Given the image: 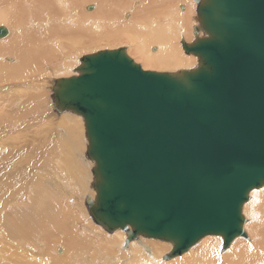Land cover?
<instances>
[{"label": "water", "instance_id": "1", "mask_svg": "<svg viewBox=\"0 0 264 264\" xmlns=\"http://www.w3.org/2000/svg\"><path fill=\"white\" fill-rule=\"evenodd\" d=\"M200 13L212 37L186 48L197 72L144 71L120 49L84 58L58 93L86 122L96 216L171 241L174 255L245 236L242 206L264 183V0H208Z\"/></svg>", "mask_w": 264, "mask_h": 264}, {"label": "bare ground", "instance_id": "2", "mask_svg": "<svg viewBox=\"0 0 264 264\" xmlns=\"http://www.w3.org/2000/svg\"><path fill=\"white\" fill-rule=\"evenodd\" d=\"M164 1L0 0V25L7 26L4 28L8 30V35L0 39V168L18 154L24 157L15 166L13 172L0 177V212L8 203L19 200L17 204L9 205L3 220L0 218V237L7 236L9 241H15L10 244L16 249L8 254L3 247L5 245L1 244L3 246H0V264H7L5 256L9 258L10 255L11 262L10 258L7 259L9 264H13L19 252H40L30 247L29 237L37 239L53 237L58 241L57 243L62 244L73 254L78 264H86L83 260L86 254L90 257V262L87 264H132V261L137 264H171L170 253L173 251L166 252L167 246L171 244H164V249L161 244V251L155 256L151 253L144 256L134 255L133 259L129 250L125 248L121 251L122 254L114 253L116 260H112L106 255L96 258L93 249L88 246L87 239L78 243L79 238L72 227L77 220L83 219L96 225L95 232L101 238L96 250L100 254L109 249L111 241L103 239L100 234V232L109 233L111 228L96 216L94 212L96 207L92 202L93 193H96L93 184L98 181L99 176L97 166L87 155L82 161H78L75 157L85 148H90L86 122L80 114L63 106L58 97L62 81L66 78L41 86L42 91L35 93L28 86L38 83L25 77L29 73H35L36 70L31 68L34 64L40 67L43 63L49 70L48 72L43 69L41 71L43 76L47 74L59 76L66 67L77 74H69V79L82 75L83 61L68 65L61 50H53V56L48 57L50 54L48 43L41 44V47H46L47 50L37 52L36 47L48 34L58 37L57 46L65 48L62 32L66 31L70 34L78 33L74 57L72 58L73 54L69 49L66 50L74 60H84L97 51L113 52L123 48L125 54L134 57V63L142 65L144 71L170 74L182 79L188 73L197 72L195 67L199 64L198 61L192 64L189 60L185 63L183 61L189 59L190 52L186 51V48L196 43V35H201V38L212 37L205 28V19L199 15L196 18V25L188 15L177 13L176 0ZM75 4L89 6V10L95 8L93 12L99 14L84 18L82 14L85 10L73 7ZM187 5L191 7L195 4L189 2ZM166 6L172 7L171 10H167ZM193 7L200 12V8ZM180 9L183 12L187 10L186 6H181ZM68 13L82 16L69 17ZM38 17L46 18L50 24L47 25L46 21L33 23L31 32L23 34V31L29 29L26 23ZM199 27L203 28V33L199 32ZM85 42L90 44L81 47ZM100 42L106 45L95 47ZM162 45L164 50L161 48ZM144 49L148 56L143 53ZM170 52L178 61L170 59ZM24 58L30 60L29 66L23 63ZM177 69L181 70L180 76L175 74ZM40 81L47 82L46 78ZM34 118L39 120L33 123L25 121ZM12 121H17L14 122L16 125L14 130L9 128ZM66 130L68 132L64 138L63 133ZM20 137H24L26 143L16 145ZM60 145L63 148L61 150L63 155L57 159L53 167L51 165L53 160L47 155L54 147L58 149ZM55 168L63 173L65 176L63 180L70 182L72 187L69 183L62 182V176L54 172ZM36 169L39 170L35 173V179L31 181V173ZM43 170L49 175L51 186L57 193L50 195L43 181L38 180ZM86 170L89 172L82 179ZM261 186H264V183ZM254 191L252 189L247 194L250 198L243 204L241 211V213L245 210L250 211L245 217L250 218L253 226L242 227L245 236L234 238L241 243L240 250L235 251L232 243L230 250L235 255L230 263L227 261V264H264V261L262 262L264 252L257 251L260 232H256L258 224L261 225V231L264 230V195H260L263 190ZM96 195L98 199V194ZM61 199L70 201L71 205H74L69 210L63 207ZM23 201L24 205H22ZM216 237L205 236L195 245L207 250ZM82 243L87 245V249L83 248ZM217 244L219 246L221 243ZM117 250L119 249H115V252ZM206 252L203 251L195 258H181L182 264H196ZM165 254H167L165 259L160 258ZM178 255L180 258V254ZM62 262L58 260V264Z\"/></svg>", "mask_w": 264, "mask_h": 264}, {"label": "rangeland", "instance_id": "3", "mask_svg": "<svg viewBox=\"0 0 264 264\" xmlns=\"http://www.w3.org/2000/svg\"><path fill=\"white\" fill-rule=\"evenodd\" d=\"M163 2H165V1L163 0ZM189 2H193L195 5H191V7H190V6L187 5ZM176 3H178L177 6H176L177 13L179 15H183V13L188 15L192 19L191 21H193L196 24V18L199 15H202V14L200 12H198L197 9L195 7H193V6H197V8H199L200 6L206 5L208 3V0H176ZM181 5L184 6V7L186 6L187 10L185 12H183L180 9ZM73 7L77 8L79 10H85L84 14H82V15L85 16L84 18H90L89 17L90 15L94 16V14H99L98 12H93L95 8L92 9V10H89V6L84 7L82 4H75ZM171 8L172 7L168 8V6H166L167 10H171ZM82 15L81 14L68 13L69 17L70 16L81 17ZM41 21H46L47 25L50 24V21H48L44 17H38V18H35L33 20H29L26 23V24L29 25V29L23 31V34H26V33L28 34L29 32H31L32 24L33 23H37V22H41ZM2 26H3V24L0 25V27H2ZM4 27L7 28V26H5V25H4ZM15 27L16 26H14V28ZM205 28H206V30H208L207 26ZM76 31H78V30H76ZM199 32L203 33V28L202 27H199ZM62 36H63L62 41H63V43L65 45V48L57 46V44L59 43V38L58 37H53L51 34H48V35L44 36V39H42L40 44L36 47L37 48V52H41V51L47 50L46 47H41V44L42 43H44V44L48 43V46L50 47V54H49L48 57H52L53 56V50H61L62 53H64L63 55L66 57V63L68 65L76 63V62H82L83 60H74V59H72L74 57V55L76 54V50H77V44H78L77 36H78V33L76 32V34H70V33H68L66 31V32H62ZM209 39L210 38H207V37H202L201 38V35H199V36L196 35V37H195L196 43L202 42L204 40H209ZM196 43H193L191 45V47L194 46ZM88 44H90V42H85L81 47H84V46H86ZM103 45H106V43H102L101 44V42H100L99 45H96L95 47L103 46ZM98 48H100V47H98ZM98 48L96 50H98ZM161 48H163V50H164V45H162ZM182 48H184V46H182ZM68 49L73 54L72 58H70L69 52L66 51ZM120 49H123V48H120ZM101 50H103V48ZM143 53L146 56H148V53L145 52V49L143 50ZM98 54H100V53L97 51V52L93 53L92 56H96ZM188 55L190 56L189 59L184 60L183 63H185L188 60L191 61V64L198 61L199 64L195 67L197 70L201 69L204 66V62H203L202 58L200 57V55L198 53L190 52ZM127 56L130 59L134 60V57H132L130 55H127ZM169 57L172 60L174 59V60L178 61V59L175 58L172 55L171 52L169 54ZM37 58H40V57H37ZM23 63L25 65L29 66L30 60L27 59V58H24L23 59ZM141 67H142V65H141ZM31 68L36 70L35 73H29L25 77L28 78L29 80H31L34 83H38L36 85H32L31 87L28 86V88H31V90H34L35 93L42 91V87L44 85L51 84L55 80H59V79H65V78L69 79V74H72V75L76 74L72 69L66 67V68H64L62 70V73L59 76H57V75L50 76V74H47L46 76H43L41 74V71L43 69H46L49 72V70H48L47 66L45 65V63H43L42 66H40V67H36L35 64H34L33 67H31ZM175 74L180 76L181 75V70L177 69L175 71ZM189 74H193V73H189ZM42 78H46L47 82L40 81V79H42ZM38 120L39 119L34 118V119L25 120V121L33 123V122H37ZM12 122L13 123L9 126V128L11 130H14L15 127H16L14 122L16 123L17 121H12ZM67 132H68V130H66V132L63 133V137L64 138H65ZM87 135H88V133H87ZM24 143H26L24 137H20L19 140L16 142V145H23ZM62 149H63L62 145H60L58 147V149L54 147L53 151L47 155L48 158L53 160L52 163H51V165L53 167H55L57 159L63 155V153L61 152ZM0 151H1V149H0ZM86 155L91 157L90 148H85L82 153H80L78 155H75V157H76V159L78 161H82L83 158ZM23 158L20 156V154H18L16 156H14L13 158H11L2 168H0V177L13 172L15 166ZM94 162H95V160H94ZM95 164L97 166L96 162H95ZM97 169H98V167H97ZM37 170H39V169H36V170L32 171V173H31V181H33L35 179V173H36ZM54 172L56 174H59V175L62 176V182H67V181L63 180V179H65V176L63 175V173L60 170L55 168ZM88 172L89 171H87V170L84 172L82 179L88 174ZM38 180L43 181V183L45 184V187H46V189H47V191H48V193L50 195H53V194L57 193L56 190L51 186L50 177H49V175L47 174V172L45 170H43L42 175L39 177ZM99 181H100V176H98V181L93 184V187H94L93 189L96 190L97 194H98L97 185H98ZM67 183H69L70 186L72 187V184L70 182H67ZM254 190L255 191L263 190L260 193V195H264V186L260 185L259 187L254 188ZM250 192L251 191H249L248 194ZM96 193H93L94 196L92 198V202H93V205L95 207L97 206V203H98V199L95 197V196H97ZM248 198H250V197H248ZM18 202H19V200L13 201V202L8 203L5 206V209L0 212L1 220H3L4 215L7 212V208L9 207V205H14V204H17ZM61 202H62L63 207H66L69 210L74 205V204L71 205L72 203L70 201H65V200H62V199H61ZM24 204L25 203L23 201L22 205H24ZM249 214H250L249 210H245L242 213V217L244 219V224L242 226L243 228H251L253 226V223L249 220L250 218L245 217V216H247ZM95 227H96V225H94L92 223H89L85 219H83V220H77L76 224H74V226L72 228H73V231H74L75 235L79 238L78 243L81 240L87 239L88 246L93 249L94 254L96 255V258L101 256V255H106L109 258H111L112 260H116L115 256H114V253L122 254L121 251L124 250L125 248L129 250V254H130L131 259H133L134 255L135 256H139V255L144 256L145 254H150L151 253L153 256H155V254H158L157 253L158 251H161L160 250L161 244H163V249L165 248L164 244L165 245L171 244V246H167V248H166L167 249L166 250L167 253H170L171 251H174V248H175V244L173 242H171V241L169 242L168 240H165V239L150 238V237H148V236H146L144 234H136V235L133 236L134 228H132L130 226H126V227H123V228H111L109 233L100 232V234H101L103 239H110L111 240L110 243H109V249L107 251L103 252L102 254H100L96 250V248L99 245L101 238L95 232L96 231ZM256 232L257 233L260 232V234H259V241L260 242L258 244L257 251L258 252H260V251L264 252V230L261 231V225L258 224ZM29 238L31 240V242H29L30 247L34 251H40V252H35V253H33L32 251H23L22 253L19 252V253H17L16 259H15L13 264H20V263L24 264L25 262H26L25 264H29V262H32V264H34V263L35 264H44V263L46 264V262H48L47 264H58V260H62L63 261L61 264H78V262L73 258V254L70 253L69 251H67L62 244L57 243L58 241L55 240L53 237H47V239H43V238L37 239L35 237H29ZM201 239H199V240H201ZM160 241H163V243H160ZM205 241H207V239ZM12 242H15V241H9L7 239V236L0 237V246L5 245L3 247L5 248L6 252L8 251V254L12 253L13 251L16 250L14 248V246L11 245ZM217 243H221V244H219V246H218ZM232 243L234 244V248L233 249L235 251L240 250L239 245H241V243L238 240L233 239L232 242L228 246L224 247V238L221 237V236H217L216 239L213 241V243L210 244V246H209V248L207 250L203 249L202 246L198 247V245L194 244L193 246H191L187 250V253L186 252L180 253V258H179V255H174L173 252L170 253L171 264H178L179 260H180V264H182L183 260L181 258H195L199 254H201L203 251H207V252H206V254H204L202 256V258L196 264H227V261L230 263V261L233 260V257L235 255L230 250V247H231ZM1 244H3V245H1ZM69 246H72V245H69ZM82 246H83V248L87 249V245L85 243H82ZM214 247H216L217 249L214 248ZM43 248L45 250H43ZM115 249H119L120 251L117 250V252H115ZM221 251H222V255H221ZM1 252H2V250H1ZM74 252H75V249H74ZM166 255L167 254L162 255L160 258L165 259ZM19 257L21 258V260H19L20 259ZM29 257H30L31 261L29 260ZM119 257H123V255H119ZM4 258H6L7 264H9V260H8L9 258H10V262H11L12 257H10V255H9V258L7 256H5ZM124 258H126V256ZM83 260L86 262V264L90 262V257L88 256V254H86L84 256ZM23 261H24V263H23ZM263 261H264V259L262 260V262ZM161 263H162V261H161ZM132 264H137V263L132 261Z\"/></svg>", "mask_w": 264, "mask_h": 264}, {"label": "crops", "instance_id": "4", "mask_svg": "<svg viewBox=\"0 0 264 264\" xmlns=\"http://www.w3.org/2000/svg\"><path fill=\"white\" fill-rule=\"evenodd\" d=\"M181 6H182V5H181ZM181 6H180V7H181ZM200 7H201V6H200ZM200 7H199V8H200Z\"/></svg>", "mask_w": 264, "mask_h": 264}]
</instances>
